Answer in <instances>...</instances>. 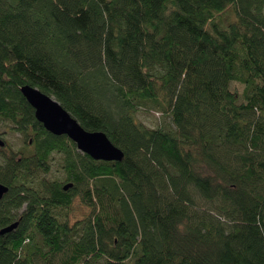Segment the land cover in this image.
I'll return each mask as SVG.
<instances>
[{"label":"trees","instance_id":"16d2710c","mask_svg":"<svg viewBox=\"0 0 264 264\" xmlns=\"http://www.w3.org/2000/svg\"><path fill=\"white\" fill-rule=\"evenodd\" d=\"M26 85L123 160L47 131ZM1 128L33 153L0 147V264H264V0H0Z\"/></svg>","mask_w":264,"mask_h":264},{"label":"water","instance_id":"95a60500","mask_svg":"<svg viewBox=\"0 0 264 264\" xmlns=\"http://www.w3.org/2000/svg\"><path fill=\"white\" fill-rule=\"evenodd\" d=\"M21 93L34 108L37 120L53 135L67 136L77 145L81 153L95 161L121 162L123 160L124 153L110 141L106 134L86 131L54 97L29 85L22 87ZM0 147H5L1 137ZM70 187L72 184L65 186L64 189L68 190ZM8 192L9 188L0 183V200ZM17 226L18 224L15 223L0 230V235L11 233Z\"/></svg>","mask_w":264,"mask_h":264},{"label":"rangeland","instance_id":"374dc122","mask_svg":"<svg viewBox=\"0 0 264 264\" xmlns=\"http://www.w3.org/2000/svg\"><path fill=\"white\" fill-rule=\"evenodd\" d=\"M242 91V87L239 86V92ZM138 119L144 123L146 126L151 128H155L161 125H169V119L165 118L161 113L158 112H146L145 110L139 113ZM0 133L2 135V139L8 145V150H12L13 152L17 153L18 156H29L33 153V147H29L25 145L23 138L9 128H1ZM52 162V167L56 171V173L50 174V178H59L61 176V172H59L60 168V157L55 156ZM75 211L74 214H79L80 210L84 209L80 205L79 199L77 198L75 202ZM84 213L85 209H84Z\"/></svg>","mask_w":264,"mask_h":264},{"label":"flooded vegetation","instance_id":"af4514ba","mask_svg":"<svg viewBox=\"0 0 264 264\" xmlns=\"http://www.w3.org/2000/svg\"><path fill=\"white\" fill-rule=\"evenodd\" d=\"M2 138V137H1Z\"/></svg>","mask_w":264,"mask_h":264}]
</instances>
